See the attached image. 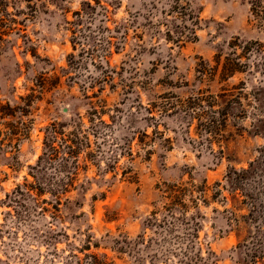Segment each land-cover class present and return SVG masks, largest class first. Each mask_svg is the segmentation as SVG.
<instances>
[{
    "label": "rangeland",
    "instance_id": "1",
    "mask_svg": "<svg viewBox=\"0 0 264 264\" xmlns=\"http://www.w3.org/2000/svg\"><path fill=\"white\" fill-rule=\"evenodd\" d=\"M259 1L190 0L191 34L169 0H17L21 34L0 41V264H264ZM233 41L262 47L246 54L258 69L202 73ZM228 90L242 106L224 126L185 110ZM56 125L83 145L72 180L47 159ZM26 183L44 189L15 195Z\"/></svg>",
    "mask_w": 264,
    "mask_h": 264
},
{
    "label": "trees",
    "instance_id": "2",
    "mask_svg": "<svg viewBox=\"0 0 264 264\" xmlns=\"http://www.w3.org/2000/svg\"><path fill=\"white\" fill-rule=\"evenodd\" d=\"M17 0H0V41L6 40V37L11 34H17L20 35L21 28L18 27L19 24H22L20 20L16 18L15 12L18 11V7L16 5ZM264 0L259 1L258 6H262V3ZM86 6L88 9L92 10L96 8L94 5H91L89 2H86ZM12 7L13 11H9V8ZM32 5H29V8H32ZM105 10V15L107 16L108 9L107 7H103ZM87 9H83V11H77L76 15L77 17H82V13L85 12ZM176 12V14H174ZM178 12V13H177ZM167 13H170L173 15V17L181 18V20L185 19V21H190V25L193 27L190 28L189 33L194 34L195 33V24L198 21V14L194 12L191 8L190 0H169V8L167 9ZM183 14V15H182ZM167 35H171V30L168 29ZM182 37L181 34H177V39L180 40ZM257 45L259 43H256ZM228 51L223 52L219 51L214 56V63L211 64L208 61L203 62L201 72L213 75H219V79L221 80H227L230 77H233L237 72L242 71H253L255 69H258L257 64H253L249 62V60L246 57V54L253 52L254 50L259 51L262 50V47L259 46L258 49L252 47L251 43H240V42H230L228 44ZM240 49V53H237V50ZM260 88V87H258ZM227 92H222L220 94H217L216 96H213L212 99H208L204 96H194L187 105H185L187 111H190V114H192V118L199 117L203 118L206 117L209 120L210 125L216 124L217 126H224L226 125L227 117L232 115L229 111L230 108H234L235 105H241V96L236 95L232 97L234 94ZM240 94V92H238ZM230 102V103H229ZM231 102L233 103L232 106H230ZM218 106L216 110H214V106ZM94 113H99V111H95ZM217 115V118L215 117ZM234 116V114H233ZM101 116H99L100 118ZM221 117V118H220ZM224 118V119H223ZM101 120V118H100ZM60 128V125H56V130H53L54 133H56V151H51L47 155V159L51 160L53 157L56 156V159L60 160L59 163V171H65L68 174V177L70 180H72L73 176H76L80 168L84 167L83 165H80V158L79 154L81 153V149L83 147L80 145H77L75 143V138H72L74 134V131H70L69 133H65L64 130ZM76 137V136H75ZM59 140L63 141V147L60 148L59 146ZM89 144H86V147H88ZM147 157H150L151 152L147 151ZM71 161V166L68 165V161ZM242 172H246V170L242 169ZM237 174V171L235 169L229 170L226 174V180L227 182H233L235 179L234 175ZM79 193L84 192L86 189V186L80 184L78 185ZM44 188H35L32 186V184H24L19 185L16 187L14 194H19L20 196H32L33 190H38L39 192L42 191ZM71 189H74L72 182L67 183H61L56 184V189L53 191L50 190V193H52L54 198L53 208L56 210V216L59 211V204L61 202V198L66 195L67 192H69ZM235 187L232 186V190H234ZM102 199L105 198V193H101L99 195ZM10 201L13 200L15 197L11 198L10 195H8ZM166 197V196H165ZM86 247H83V249L90 248L89 243L85 244ZM92 257V260H90L89 264H99L97 261V256L95 254H88ZM76 264H81V258L76 255Z\"/></svg>",
    "mask_w": 264,
    "mask_h": 264
}]
</instances>
